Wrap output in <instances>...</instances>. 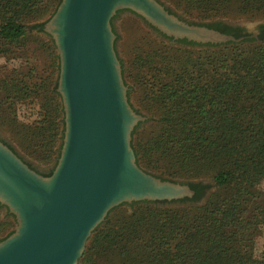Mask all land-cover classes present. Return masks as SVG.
<instances>
[{"label":"trees","instance_id":"obj_1","mask_svg":"<svg viewBox=\"0 0 264 264\" xmlns=\"http://www.w3.org/2000/svg\"><path fill=\"white\" fill-rule=\"evenodd\" d=\"M60 1L0 0V57L36 58L0 78V124L14 135L25 153L43 164L54 160L56 164L62 145L57 149L60 134L63 138L64 109L57 84L53 85L60 63L53 39L43 42V37L30 29L43 30ZM172 1L202 18L264 12V0ZM30 38L33 42L27 40ZM258 39L261 41L249 38L254 41L249 45L233 43L211 49L172 47L176 49L174 63L167 61L162 48L145 53V61L151 63V97L167 113L165 127L157 133L165 135L151 143L149 154L152 145L161 147L173 169L169 170L171 175L201 173L189 170L187 160L192 158L193 162L214 166L223 160L214 173L215 181L221 187L233 181L245 183L244 192L223 201L220 193L213 194L203 206L159 205L200 199L203 186L190 182L195 189L191 198L133 201L138 205L132 213L115 211L123 202L111 208L92 231L81 264H102L104 257H117L113 264H264V247L257 255L254 246L244 243L248 234L264 224V191L259 189L264 178V24ZM36 40L40 47L34 44ZM43 45L50 54V70L40 64ZM42 97L50 101L49 115L41 116L32 128L19 127V103ZM134 151L138 163L139 154ZM148 152L145 150L150 159ZM147 163L158 165L152 158ZM176 163L185 168L184 173L174 170ZM6 209L7 214L0 215V240L13 232L16 222Z\"/></svg>","mask_w":264,"mask_h":264},{"label":"water","instance_id":"obj_2","mask_svg":"<svg viewBox=\"0 0 264 264\" xmlns=\"http://www.w3.org/2000/svg\"><path fill=\"white\" fill-rule=\"evenodd\" d=\"M121 9L172 40L222 45L257 37L256 31L236 37L186 20L160 0H61L43 27L59 55L60 155L46 175L0 137V204L17 222L0 240V264H80L89 236L114 206L194 195L187 182L148 172L136 161L132 131L144 117L129 101L115 48L112 18ZM260 23L237 22L245 28Z\"/></svg>","mask_w":264,"mask_h":264},{"label":"rangeland","instance_id":"obj_3","mask_svg":"<svg viewBox=\"0 0 264 264\" xmlns=\"http://www.w3.org/2000/svg\"><path fill=\"white\" fill-rule=\"evenodd\" d=\"M170 11L178 14L180 17L198 23L214 22V21H230V22H253L256 20L264 21V12L257 13L256 15H241L238 13H229V14H219L217 16L209 17H199L197 14H190L184 9V6L175 3L172 0H160ZM112 26L116 33L115 38V48L118 57L122 63V73L125 83L128 87V98L136 112L140 113L144 119L140 120L137 124V132L132 135V146L135 148L139 154L138 164L144 170L161 176L163 178H168L172 180H178L182 182H199L205 191L202 197L195 201H186V202H166L163 206H175V205H205L211 196L217 193H220L222 201L233 196L235 193L244 192L245 183L233 181L223 187L219 186L214 179V173L217 167L221 166L223 160L217 161L215 166L212 165H202L200 163L193 162L194 160H187L189 164V170L194 173L201 172L196 175L186 176L183 175H171L169 170L170 164L167 162V157L161 149L152 145V151L148 152V149L151 148V143L156 139L159 140L164 135L157 134L160 133L165 127V116L167 115L165 108L162 104L154 101L151 97V86L148 84L151 83V71L149 70V61H145V53L149 51H154L157 48H162L166 53L167 61H172V58L175 55L176 49L184 46V48L190 49H201V48H216L223 46H231L232 44H217L216 46H205V45H187L178 42L177 40H172L166 35L162 34L157 29L149 25L140 15L129 9L119 10L114 17L112 18ZM30 32L37 34L40 37H43V42L50 40L51 37L43 32V30H38L37 28H31ZM29 42H33V39H27ZM37 41V42H36ZM34 44L36 46L40 45V42L36 40ZM28 42V43H29ZM254 41H246L241 43H234L235 45H249ZM32 43L28 45L35 46ZM43 45V55L41 56V63L45 64L47 70L51 69L50 63V54L49 51ZM40 47V46H39ZM35 57H24V58H6L5 56L0 57V78L8 74L12 68L18 66L28 65L32 62H35ZM174 63V62H173ZM58 79V74H56V79L53 85H56V80ZM130 88V90H129ZM47 98H37V99H27L23 102H20L17 108L18 122L19 127H29L32 128L36 122H38L42 117L49 115L50 105ZM42 116V117H41ZM136 124V125H137ZM0 137L18 152L26 161L31 163L34 168L36 167L40 171H50L55 166V160L49 164H43L37 162L35 159L30 157L25 153L18 145L13 134H10L3 125L0 124ZM62 142V136L60 134V139L58 141L57 149H59ZM156 148H159L157 150ZM147 150L150 159L152 158L153 162H158V165L152 166L147 162L150 159L145 154ZM135 152V151H134ZM160 152V153H159ZM162 152V153H161ZM199 153H196V157ZM152 156V157H151ZM162 156V158L160 157ZM159 158V160H158ZM195 159V158H194ZM229 166V163H228ZM174 170L179 173H184L185 168L180 164L176 163ZM255 187V189H257ZM259 189L264 191V178L259 183ZM264 196V195H263ZM203 198V199H202ZM153 202H148L152 204ZM137 202H126L123 205L119 206L115 211H123L132 213L133 210L137 207ZM113 211V212H115ZM111 213V215L113 214ZM7 214V209L4 205H0V215L5 216ZM13 230L17 222L13 223ZM259 230L254 234H248L244 240L245 246L251 247L254 246L256 254L259 255L264 247V224L260 225ZM92 234V233H91ZM2 235H0L1 238ZM91 236V235H90ZM89 236V237H90ZM88 241V240H87ZM87 245V242H86ZM86 248V246H85ZM118 258L111 257L110 260L104 257L102 264H113L117 262ZM81 264V263H80Z\"/></svg>","mask_w":264,"mask_h":264},{"label":"flooded vegetation","instance_id":"obj_4","mask_svg":"<svg viewBox=\"0 0 264 264\" xmlns=\"http://www.w3.org/2000/svg\"><path fill=\"white\" fill-rule=\"evenodd\" d=\"M216 22H221V25L219 26H216L214 25V23ZM264 23H260L257 25L256 27V35L257 37H252L254 39H258L259 38V35L261 33V25H263ZM206 25H208L209 27H212V28H215L223 33H226V34H231V35H234L236 36V34L238 33L239 36H243V35H248V34H251L249 33L245 27L237 24V22H230V21H214V22H206ZM162 33V32H161ZM163 34V33H162ZM165 35V34H164ZM239 36H236V37H239ZM170 38V37H169ZM172 39V38H171ZM4 142H6V140L2 139ZM7 143V142H6ZM8 144V143H7ZM30 165L32 167H34L31 163ZM36 170H38L36 167H35ZM39 172L43 173V174H47L49 173V171H40L38 170ZM189 184V183H188ZM190 185V184H189ZM191 187V186H190ZM192 188V187H191ZM193 189V188H192ZM194 190V194H195V189ZM205 191V188L203 189V193ZM194 196V195H193ZM192 196V197H193ZM190 198V197H188Z\"/></svg>","mask_w":264,"mask_h":264},{"label":"clouds","instance_id":"obj_5","mask_svg":"<svg viewBox=\"0 0 264 264\" xmlns=\"http://www.w3.org/2000/svg\"><path fill=\"white\" fill-rule=\"evenodd\" d=\"M256 25L255 24H252V25H248L246 26V30L249 31V32H255L256 31Z\"/></svg>","mask_w":264,"mask_h":264}]
</instances>
